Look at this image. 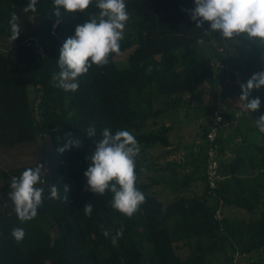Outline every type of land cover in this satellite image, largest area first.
Segmentation results:
<instances>
[{
  "label": "trees",
  "instance_id": "16d2710c",
  "mask_svg": "<svg viewBox=\"0 0 264 264\" xmlns=\"http://www.w3.org/2000/svg\"><path fill=\"white\" fill-rule=\"evenodd\" d=\"M29 2L0 0V36L10 39L13 13L19 17L21 30L13 41L14 55L0 49V152L31 156L28 161L0 167V264H211L210 255L216 249L223 251L224 264H229L235 252L250 256L264 253L260 178L264 144L247 143L254 152L246 155L241 144L237 145L228 166L230 178L225 179L220 164L218 167L217 196L250 213L260 208L255 218L224 214L221 220L214 218L216 200L206 193L207 140L200 176L205 184L203 194L180 195L163 202L148 192L156 183L178 182L173 161L166 165L172 167L171 176L141 180L153 168L150 149L156 144L170 146L172 126L159 118L185 105L197 91L212 90L215 102L209 106L208 125L202 126L206 139L217 97L226 102L228 97L239 99L241 95L235 67L249 75L264 71V47L245 37L225 40L219 33L205 34L210 31L209 22L196 28L190 19L194 0H125L129 19L119 54L127 52V66H119L113 53L107 65H93L78 78V91L65 92L51 82L53 73L59 72V50L74 34L75 26L99 9L93 0L83 13H69L61 7L57 17L54 0H38L35 12L25 13L23 8ZM225 51L230 53L229 60L223 57ZM170 58L174 61H166ZM214 60L226 66L218 69ZM256 97L261 100L259 110L246 111L260 116L264 114V92H252L250 99ZM89 127L95 128V136H87ZM105 128L112 134L129 131L140 147L135 160L136 187L146 200L131 218L111 207V192L101 196L84 190V172L90 163L87 157ZM67 133L82 144L61 153L58 149L67 143ZM41 138L48 139L47 148L38 149ZM217 143L220 161L229 143L220 133ZM38 163L46 169L42 177L45 185H37L44 188L43 204L33 220L21 223L9 199L10 183L12 177ZM190 180L181 178L183 184ZM64 185L69 187L67 201L63 199ZM52 186L59 190V198H51ZM88 202L93 205L90 217L83 212ZM17 227L25 231L19 243L11 236ZM118 230L123 237L113 246L111 237ZM105 231L110 233L108 237ZM252 259L247 264H264L262 257Z\"/></svg>",
  "mask_w": 264,
  "mask_h": 264
},
{
  "label": "clouds",
  "instance_id": "9594fccd",
  "mask_svg": "<svg viewBox=\"0 0 264 264\" xmlns=\"http://www.w3.org/2000/svg\"><path fill=\"white\" fill-rule=\"evenodd\" d=\"M38 0H30L23 8L25 13L36 11ZM93 3V0H54L55 15H61L62 7L69 13H83ZM194 8L190 10V19L201 28L204 22H209L210 31L205 34L219 33L225 40L245 37L264 47V0H194ZM99 9L91 14L89 19L75 26L74 34L67 38L60 48L57 65L58 73H53L51 82L54 87L65 92H76L79 89L78 78L86 74L95 66H105L109 63L111 54L120 53V41L123 39L125 24L129 19L125 0H95ZM19 17L13 13L9 21L11 41H15L20 33ZM151 71V69H149ZM264 86V71L253 74L246 83H240L241 107L248 112L259 110V97L251 98L253 90H260ZM256 126L264 133V114L255 120ZM87 136L96 135L94 127H89ZM71 133L66 134L67 143L58 151L63 153L70 147L79 148L82 141L79 138L70 139ZM140 147L135 137L127 130H118L112 134L110 129L102 130V139L95 142L94 150L87 157L90 161L84 172L86 185L84 190L95 195L113 194L111 207L122 215L131 218L140 205L145 203V195L136 187L137 175L135 160ZM143 171V169H141ZM43 165L29 167L19 177H12L9 199L14 205V211L21 223L33 220L38 214V208L43 204L45 185ZM51 198H59L56 186L50 187ZM63 199L67 201L68 185L63 186ZM85 216L90 217L93 205L88 202L83 207ZM110 233L104 232L108 237ZM13 239L19 243L25 237L23 228H13ZM123 232L118 230L111 237L115 246Z\"/></svg>",
  "mask_w": 264,
  "mask_h": 264
},
{
  "label": "rangeland",
  "instance_id": "374dc122",
  "mask_svg": "<svg viewBox=\"0 0 264 264\" xmlns=\"http://www.w3.org/2000/svg\"><path fill=\"white\" fill-rule=\"evenodd\" d=\"M37 21V20H36ZM125 32L123 35H125ZM230 42L226 41L225 46L226 48H229ZM0 49L3 50L5 53L8 55H14L15 54V46L13 41L11 39L0 36ZM127 53V52H126ZM126 53L119 54L115 57V60L117 64L121 67L127 66V61L125 60L126 58ZM223 57L229 60L230 58V53L228 51H225L223 53ZM157 61L162 60L161 57H155L154 58ZM166 61H174L173 58H170ZM216 60L213 61L215 64ZM168 67V66H167ZM234 73L238 75L237 80L239 83H246L247 80L252 76L247 73H244L240 70H238L236 67L234 69ZM212 92V90L210 91ZM206 92V91H197L194 96L190 97L189 101L186 102L185 105L179 106L175 111L169 112L166 115H163L159 118L160 121L165 122H173V131L171 132V139L174 141V144L177 145V151L173 152L176 157H182L184 158L183 153L181 151H190L193 154L197 155V161L198 163L202 164L203 161V154L206 149H204L205 144H206V139L202 137V126L207 122V120L210 118V103L213 101L215 102V98L212 96V93ZM252 92H264V86L261 87L260 90H253ZM188 99V98H187ZM221 104L223 106L224 110V117L226 114V109L225 106L230 105V106H239L241 105L240 101L236 97H228L225 102L221 101ZM166 116V117H165ZM225 122V119H224ZM223 131V127H220L219 133ZM254 134H258L259 139L257 141L264 143V136L263 133L257 129V132H254ZM180 145V146H178ZM49 146V141L47 138H41L38 141V149H41V147H48ZM187 148V149H184ZM158 147H162L159 144H156L155 146L152 147L151 152L153 153L154 156H159V153L162 151L158 149ZM171 157V156H167ZM31 159V156H28L26 154H21L17 155L15 152L7 153V152H0V167L1 166H7V165H14L16 162L19 161H28ZM153 168L149 169L146 171L142 176L141 180L143 181H148L149 176H154L156 173V170L154 169V161L155 157H153ZM163 161V159H159ZM222 161V158H220ZM225 160V159H224ZM222 162H225V161ZM219 161V164L220 162ZM185 170V169H184ZM44 172L46 174V169H44ZM260 178L263 182V187L261 190L264 189V171L263 173L260 174ZM149 193L152 194H157L159 195L164 202H167L171 199H173L175 196H180V195H190L194 192V190L190 189L189 192L187 193H178L179 190L174 191L173 189L170 188L169 185L165 186V183H163L162 186L159 187H154L153 185L148 189ZM232 209V210H231ZM261 209L258 208L257 211L250 213L249 211L236 207L234 205H229V204H223L222 206V212L223 214L228 215L230 218H243L245 220L249 218H255L257 217L259 211ZM170 222V221H169ZM262 257L264 260V253L261 251L254 252L253 255L250 256V254H238V253H233V261L230 260L229 264H247V262L253 260L252 257L257 258V257ZM210 257L212 258V263L211 264H224V254L222 250L216 249L214 252L211 253Z\"/></svg>",
  "mask_w": 264,
  "mask_h": 264
},
{
  "label": "crops",
  "instance_id": "0c3cea01",
  "mask_svg": "<svg viewBox=\"0 0 264 264\" xmlns=\"http://www.w3.org/2000/svg\"><path fill=\"white\" fill-rule=\"evenodd\" d=\"M226 103V102H225ZM241 103V102H240ZM177 109V108H176ZM175 109V110H176ZM226 109V114H225V123L223 125V131H221L220 136L221 138L226 139V143L228 142L229 144L225 146L224 153L222 154L221 158L222 161L224 160L225 162H220V167H221V172L224 175L225 179H228L231 177V173L229 172V164L232 162V160L235 158V148L237 145L241 144L242 147V154H248V152H254V148L251 146V148H247V143H255V144H264L261 142L257 141L259 139L258 134H254V132H257V126L255 123V120L259 117L254 114L248 113L246 110H244L241 105L239 106H230L227 105L225 106ZM172 110V111H175ZM170 111V112H172ZM169 113V112H168ZM166 117V116H165ZM166 124H170L171 130L169 132V138H170V146L165 148V147H158V149L162 150L159 153V156H154L155 161H154V169L156 170V173L154 177H161L162 175L164 177H168L170 174L171 176V169L166 168V165L168 162H175V169L177 171V178L178 182L177 183H167V182H159L154 184V187H159L162 186L163 183L166 185H169L171 189L174 191L179 190L178 193H187L189 192L190 189L194 190V193L197 194H203L204 193V187L205 184L203 182V179L200 177L203 175V166H204V154H203V161L202 164L198 163L197 161V155L193 154L190 151L185 152L184 150L181 151L183 153L184 158L182 157H176L173 152L177 151V145L174 144V141L171 139V132L173 131V122H165ZM208 123L205 122V125ZM208 125V124H207ZM240 133L242 135H240ZM243 137L245 138L243 141ZM257 139V140H256ZM180 146V145H178ZM183 147V146H182ZM184 148V147H183ZM187 149V148H184ZM205 153V152H204ZM171 156V157H167ZM163 159V161L158 160ZM185 169V170H184ZM256 171V170H255ZM250 175L251 173H247ZM246 174V175H247ZM222 175V176H223ZM189 177L191 180L183 184L181 182V178L183 177ZM173 177V176H172ZM180 179V180H179ZM235 190H237L236 187H234ZM155 196H157L158 199L163 201V199L154 193ZM191 195V194H190ZM210 202L211 200L208 199ZM164 202V201H163ZM232 210V209H231ZM225 217L230 218L228 215L224 214Z\"/></svg>",
  "mask_w": 264,
  "mask_h": 264
},
{
  "label": "built area",
  "instance_id": "2783aa9c",
  "mask_svg": "<svg viewBox=\"0 0 264 264\" xmlns=\"http://www.w3.org/2000/svg\"><path fill=\"white\" fill-rule=\"evenodd\" d=\"M218 69L225 67L223 61L216 60L214 64ZM224 110L219 97L216 99L215 106L211 113V124L206 134L207 151L205 162V181L206 193L208 196L215 198L214 218L221 220L223 218L222 206L223 199L218 197L216 189L218 187V179L221 178L218 173L219 167V152L217 139L219 137V129L224 125ZM238 253V252H236ZM239 254V253H238Z\"/></svg>",
  "mask_w": 264,
  "mask_h": 264
},
{
  "label": "bare ground",
  "instance_id": "6f19581e",
  "mask_svg": "<svg viewBox=\"0 0 264 264\" xmlns=\"http://www.w3.org/2000/svg\"><path fill=\"white\" fill-rule=\"evenodd\" d=\"M216 44V43H215ZM220 53V52H219Z\"/></svg>",
  "mask_w": 264,
  "mask_h": 264
}]
</instances>
